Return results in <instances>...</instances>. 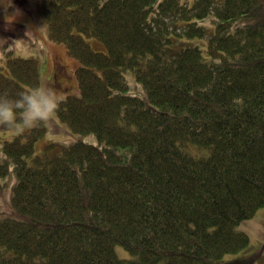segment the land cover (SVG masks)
<instances>
[{"label":"trees","instance_id":"16d2710c","mask_svg":"<svg viewBox=\"0 0 264 264\" xmlns=\"http://www.w3.org/2000/svg\"><path fill=\"white\" fill-rule=\"evenodd\" d=\"M37 11L79 62V92L55 114L96 144L52 143L29 162L40 123L0 145V192L23 216L0 217V264H251L237 224L264 206V0H41ZM40 80L31 58L0 67L9 96Z\"/></svg>","mask_w":264,"mask_h":264},{"label":"rangeland","instance_id":"374dc122","mask_svg":"<svg viewBox=\"0 0 264 264\" xmlns=\"http://www.w3.org/2000/svg\"><path fill=\"white\" fill-rule=\"evenodd\" d=\"M19 1L0 0V67L6 68L7 60L12 57L34 59L38 64L40 78L46 79L58 91L60 99L67 93L78 94V81L76 79L78 61L67 53L63 45L53 43L51 40L47 22L36 10L40 0H24L21 5L23 10L20 8ZM85 39L93 49L103 50V45L96 38L85 37ZM126 82L131 86L129 94H141L133 76L128 73L126 74ZM42 126L44 131L34 144L33 155L27 158L29 162H32L35 156H43L47 146L52 143L68 144L82 140L89 144H96L94 135H82L74 132L56 115L51 122L42 123ZM34 128L37 127H31L19 134L27 136ZM19 134L0 125V145L4 141H11ZM11 204L9 189H3L0 192V217L23 218L18 213L14 215ZM258 211L264 212V206ZM249 239L250 247L244 255L253 258L251 264H264V241H257L250 237ZM115 252L119 258H130V253L120 245L115 246ZM237 256L240 255H227L226 257L235 258Z\"/></svg>","mask_w":264,"mask_h":264},{"label":"clouds","instance_id":"9594fccd","mask_svg":"<svg viewBox=\"0 0 264 264\" xmlns=\"http://www.w3.org/2000/svg\"><path fill=\"white\" fill-rule=\"evenodd\" d=\"M60 101L58 91L46 80L17 96L0 93V125L19 134L40 123L51 122ZM238 229L257 241H264V212L240 220Z\"/></svg>","mask_w":264,"mask_h":264}]
</instances>
